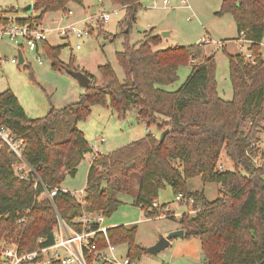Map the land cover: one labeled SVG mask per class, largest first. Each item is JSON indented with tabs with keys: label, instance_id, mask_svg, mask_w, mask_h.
Wrapping results in <instances>:
<instances>
[{
	"label": "trees",
	"instance_id": "trees-1",
	"mask_svg": "<svg viewBox=\"0 0 264 264\" xmlns=\"http://www.w3.org/2000/svg\"><path fill=\"white\" fill-rule=\"evenodd\" d=\"M70 1L83 5L82 0H32L35 15L16 20L39 23L47 12L66 13ZM111 1L125 8L123 49L115 53L124 78L120 80L110 64L99 65L101 85L86 73L91 81L78 101L61 108L51 106L36 118L28 117L14 92L6 88L0 92V124L23 140L22 157L39 179L48 188H60L65 175L74 176L91 151L77 122L94 104L107 105L121 116L131 105L147 127L168 132L162 141L149 131L106 154H96L87 170L83 208L109 217L119 205L114 195L128 193L148 217L164 214L172 218L171 212L161 213L153 206L159 190L169 185L174 195L194 199V215H181L179 227L183 239L200 242L207 263L264 264V166L253 164L255 149L251 146L264 121V57L260 51L264 0H222L216 12L232 16L238 38L243 33L253 57L228 55L233 93L229 100L217 91L214 55L205 56L201 43L156 49L162 40L150 31L140 44H131L130 23L143 0ZM43 46L53 68L75 69L71 62L58 59L61 46ZM188 63L192 67L185 81L174 91L166 90L177 79L179 65ZM222 151L232 161V170L219 168ZM21 162L6 146H0V241L32 251L53 243L58 219L35 175L15 172L14 166ZM196 176L202 183H217L222 196L209 200L203 191L188 190L187 181ZM53 203L67 224L80 229L74 221L81 205L69 193L58 192ZM106 236L113 245L126 244L131 260L145 251L135 242V226H110ZM92 241L98 247L106 246L102 233Z\"/></svg>",
	"mask_w": 264,
	"mask_h": 264
},
{
	"label": "rangeland",
	"instance_id": "rangeland-1",
	"mask_svg": "<svg viewBox=\"0 0 264 264\" xmlns=\"http://www.w3.org/2000/svg\"><path fill=\"white\" fill-rule=\"evenodd\" d=\"M82 1L83 5L69 2L68 18L64 17L62 12L53 11L47 12L40 21L52 29L47 39L38 44L37 54L41 57V64L37 62L36 53L26 48L22 49L24 61L19 63L14 58L18 45L8 40H0V52L8 57L0 66V92L10 88L28 117H40L45 115L51 106L61 108L78 101L85 89L80 87L76 79L64 68L52 67V60L44 50L45 43L49 46H61L58 59L65 64L71 62L75 69L88 73L97 85L102 84L98 71V66L102 64H110L117 77L120 80L124 78L115 53L123 49L124 36L121 33L125 8L111 0ZM221 1L186 0L187 6L181 3V0H167L164 6L163 0H146V3L138 7L134 20L130 23L129 42L138 45L152 31V35L157 34L162 40L156 49L199 43L201 37L220 43L216 47L213 43L201 44L205 56L214 55L217 91L223 99L229 100L233 93L229 80L228 55L245 54L247 46L240 42L232 16L228 13L216 14ZM30 3L32 0H0V8L11 10L9 14L16 18V15H24V8ZM103 13L109 14V19L104 22L100 18ZM30 15H35V12L28 14ZM70 23L77 27L88 25L90 33L81 38L74 35H69L67 39L61 38L57 34L58 27ZM77 44L80 45L79 48H76ZM191 67L190 63L179 65L177 79L164 88L169 91L176 90L189 75ZM247 127L248 123L245 128ZM77 128L83 133L91 151L84 155L74 176L65 175L61 187L71 191H79L85 187L87 170L96 154H106L143 137L149 131L157 137L160 135L156 126L147 127L137 119L135 109L131 105L121 116L117 110L107 105L94 104L90 107L89 114L77 122ZM101 137L104 139L102 142ZM256 138L260 142L264 141V121L260 124ZM219 168L233 169V163L225 151L221 152ZM14 169L19 175L29 172L23 161L17 163ZM187 188L190 191H203L209 200L222 196V190L217 183H202L198 176L187 181ZM114 198L119 205L109 217H105L104 225L116 223L136 227L135 242L145 249L136 260L137 264H209L197 239L173 237L168 246L158 253L146 252L147 247L179 226L178 218L181 215L195 213L192 211V204L175 201V195L169 185L159 190L156 203L159 206L168 204L171 214L174 215L172 218L164 214L148 217L145 210L134 204V197L128 193H116ZM7 245V240L0 241V254ZM115 246L117 255H126V244Z\"/></svg>",
	"mask_w": 264,
	"mask_h": 264
},
{
	"label": "built area",
	"instance_id": "built-area-1",
	"mask_svg": "<svg viewBox=\"0 0 264 264\" xmlns=\"http://www.w3.org/2000/svg\"><path fill=\"white\" fill-rule=\"evenodd\" d=\"M181 3L187 5L186 0H181ZM163 4L165 6L167 0H163ZM67 15L68 13H65L64 17ZM100 18L103 22L107 21L109 19V14L103 13ZM57 31V34L63 39H67L69 35L81 38L90 33V27L88 25L77 27L74 23H70L59 26ZM51 32L52 29L46 27V25H43L41 22H18L16 18H13L9 14L7 9L0 8V40H8L16 43L18 45L17 51L19 49L22 55L23 48H26L30 52H35L39 64L42 63V60L37 54L38 44L44 42ZM239 40L243 44L249 45V42L244 39L243 33H241ZM199 43H213L215 47L220 44L212 42L205 37H201ZM79 47L80 45L77 44L76 48ZM246 49V53L243 54L244 57L252 60L253 57L248 51V46ZM14 58L18 60L17 53ZM6 59H8V57L0 52V66ZM103 140L104 139L101 137L100 141L102 142ZM258 140L259 139L256 138L251 144L255 149V155L252 160L256 167H262L264 166V141L260 142ZM0 146H6L28 166L29 171L35 175L37 182H39L42 187V195L46 196L51 202L58 219L57 225L53 229L54 241L51 245L36 248L32 251H20L15 243L7 241V247H5L0 254V264H52L55 261L60 262V264H70L74 262L77 264H137L136 260H131L126 255H117L116 246L110 243L106 236V229L108 226L104 225L105 216L103 213L89 212L83 208L85 206L84 188L79 191H71L64 187L48 188L23 159V140L16 138L10 130L2 124H0ZM95 149L97 148L95 147ZM22 175L25 174L21 173V176ZM58 192L69 193L81 205V209L74 221L79 224L80 229H75L73 226L67 224L57 213L53 203V197ZM175 201L178 203L192 204L194 199L192 196L186 197L178 193L175 195ZM153 206L157 207L161 213L166 211L170 212L171 210L168 204L164 207H159V205L154 202ZM98 233L104 235L106 241L105 247H98L97 243L92 241L94 236ZM86 256L91 259L90 262L87 260Z\"/></svg>",
	"mask_w": 264,
	"mask_h": 264
},
{
	"label": "water",
	"instance_id": "water-1",
	"mask_svg": "<svg viewBox=\"0 0 264 264\" xmlns=\"http://www.w3.org/2000/svg\"><path fill=\"white\" fill-rule=\"evenodd\" d=\"M142 3H146V0H143ZM125 31H127V28L125 29ZM163 35H165V34H163ZM17 56H18V62L23 63L24 58H23V55L19 49L17 51ZM65 70L68 74H70L71 76H73L76 79L78 85L82 88H86L91 81L90 76L88 74H86L84 71L76 70V69H72V68H66ZM167 132H168V129H165L160 133V135H159L160 141H162V139L164 138V136ZM51 133L52 132L50 131L49 132V140L51 139ZM183 235H184L183 229L173 230L169 234H167L166 236L160 237L153 245L147 247L146 252L150 253V254H156L159 251H161L163 248L168 246L171 238H173V237L183 238Z\"/></svg>",
	"mask_w": 264,
	"mask_h": 264
},
{
	"label": "crops",
	"instance_id": "crops-1",
	"mask_svg": "<svg viewBox=\"0 0 264 264\" xmlns=\"http://www.w3.org/2000/svg\"><path fill=\"white\" fill-rule=\"evenodd\" d=\"M31 4L32 3H30V5H26V7L24 8V11L25 12H23L24 13V15L23 16H21V15H19V17L16 15L15 17L16 18H25V17H27L28 16V14H32V9H31ZM1 7V6H0ZM6 8V7H5ZM13 8V7H12ZM59 12H61V11H59ZM66 13H68V15L66 16L67 18L70 16V11H69V9H67V11H66ZM62 15L64 16L65 15V13H63L62 12ZM21 16V17H20ZM246 46H248V44H245ZM261 53H262V55H263V57H264V37H263V39H262V41H261ZM92 160V159H91ZM86 183V182H85ZM115 225H117L116 223H111V224H108L107 226L108 227H110V226H115ZM177 229H180V227L178 226V227H176V228H174V230H177Z\"/></svg>",
	"mask_w": 264,
	"mask_h": 264
}]
</instances>
